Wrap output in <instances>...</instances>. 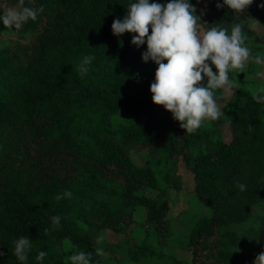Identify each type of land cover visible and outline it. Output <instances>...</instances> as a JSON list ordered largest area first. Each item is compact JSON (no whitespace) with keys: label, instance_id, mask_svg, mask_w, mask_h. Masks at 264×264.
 Wrapping results in <instances>:
<instances>
[{"label":"trees","instance_id":"1","mask_svg":"<svg viewBox=\"0 0 264 264\" xmlns=\"http://www.w3.org/2000/svg\"><path fill=\"white\" fill-rule=\"evenodd\" d=\"M134 2L25 0V6L43 7L37 20L20 28L33 35V45L0 49V264H21L13 254L21 236L32 241L26 264H70L67 258L79 251L105 264L95 249L106 230L130 240L135 264L164 258L162 247L173 235L171 193L180 191L169 165L179 160L210 211L195 218L186 237L189 264H253L259 254L241 255L249 235L233 227L250 223L264 203V103L253 99L264 83L243 82L219 119L185 132L152 102L157 66L142 60L147 45H132L134 33L112 34L113 20H122ZM217 2L189 0L198 16L204 12L201 32L215 25L230 34L240 23L244 45L263 43L251 22L264 18V0H253L242 13L217 9ZM16 3L0 0V7ZM86 55L95 59L81 75ZM213 95L223 99L221 89ZM133 145L152 156L149 165L134 162ZM65 191L71 198L56 200ZM139 208L146 214L138 242L129 228ZM53 216L61 217L59 229L52 228ZM41 251L47 253L42 261Z\"/></svg>","mask_w":264,"mask_h":264},{"label":"clouds","instance_id":"2","mask_svg":"<svg viewBox=\"0 0 264 264\" xmlns=\"http://www.w3.org/2000/svg\"><path fill=\"white\" fill-rule=\"evenodd\" d=\"M252 3L253 0H223V3L218 0L216 7H227L235 13H242ZM260 7H264V4ZM0 11V22L7 30L13 31L20 29L29 20H37L43 7L25 6V0H17L14 6L4 5L0 7ZM196 11L189 0H171L166 4L135 0L127 7L124 18L115 19L112 23L114 36L134 33L132 45L137 48L147 45V50L142 53V60L145 63L151 60L157 66L155 79L149 89L152 102L171 113L172 118L187 133H194L206 120L214 121L221 117L213 90L231 88L235 78L230 81V72L243 69L250 59V51L244 46L246 33L242 34V24L233 25L230 34L227 29L215 25L201 32L198 22H202L204 12L202 10L198 16ZM94 59L92 55L83 57L79 65L81 75L89 71ZM254 60L257 64L264 63L259 54ZM205 79L206 83H202ZM262 93L264 87L257 89L253 99L264 103ZM237 187L241 192L246 190L244 184H238ZM71 196L70 191H65L55 198L59 201ZM60 220V216L51 218L53 229L60 228ZM48 231L49 229L45 230L46 233ZM13 244L14 256L21 264H26L32 241L28 236H21ZM2 255L0 252V256ZM46 255V252H39L37 260L42 261ZM95 255L103 257L107 253L103 247H97ZM67 260L70 264H93V253L79 251ZM253 264H264V250L256 255Z\"/></svg>","mask_w":264,"mask_h":264},{"label":"rangeland","instance_id":"3","mask_svg":"<svg viewBox=\"0 0 264 264\" xmlns=\"http://www.w3.org/2000/svg\"><path fill=\"white\" fill-rule=\"evenodd\" d=\"M10 5V4H5ZM4 6V5H3ZM251 28L256 35L263 39L261 44H247L246 46L254 56L250 55L249 61L245 64L243 69L233 70L230 72V81L234 77L231 88L221 89L223 99L216 100L218 108H220L223 115L227 104L230 102L233 94L237 92L243 82H260L264 83V63L257 64L254 57L259 54L264 59V18L251 22ZM34 37L31 34H25L16 29L9 31L2 24L0 26V49H11L17 51L18 48L32 46ZM261 47V48H259ZM224 139L229 141L231 139L230 129L228 125H224ZM130 154L134 162L140 166L149 165V160L152 156L148 152L138 149L137 145L130 148ZM174 173V180L180 186L179 193L172 192V238L162 247V254L164 258H145L138 264H189L190 258L186 248V237L193 228L194 220L200 216H209L210 211L197 198L195 193L194 176L187 170L183 161L179 160L169 165ZM146 193L150 196L157 195V191L148 189ZM187 213V214H184ZM145 211L139 208L136 211L135 218L137 224L129 228L132 231L134 240L141 241L145 236V228L142 227V222L145 219ZM252 221L243 226L233 227L242 234L249 235V241L243 247L242 256L251 253H260L264 250V203L259 204L254 208ZM101 244L98 247H103L106 256L105 264H135L131 261L129 252V242L121 235H116L113 231L106 230L100 233ZM68 249L74 251L73 246L67 245ZM232 264H239L233 262Z\"/></svg>","mask_w":264,"mask_h":264}]
</instances>
